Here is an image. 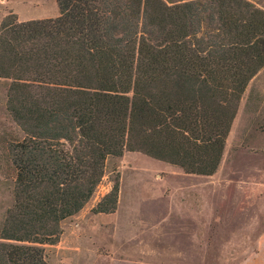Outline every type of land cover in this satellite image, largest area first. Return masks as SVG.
Returning <instances> with one entry per match:
<instances>
[{
    "label": "trees",
    "instance_id": "16d2710c",
    "mask_svg": "<svg viewBox=\"0 0 264 264\" xmlns=\"http://www.w3.org/2000/svg\"><path fill=\"white\" fill-rule=\"evenodd\" d=\"M57 16L0 21L11 205L0 264L43 246L124 151L212 176L239 100L264 66V11L245 0H56ZM117 182L91 209L113 212Z\"/></svg>",
    "mask_w": 264,
    "mask_h": 264
},
{
    "label": "rangeland",
    "instance_id": "374dc122",
    "mask_svg": "<svg viewBox=\"0 0 264 264\" xmlns=\"http://www.w3.org/2000/svg\"><path fill=\"white\" fill-rule=\"evenodd\" d=\"M168 4L195 0H162ZM264 11V0H245ZM57 16L56 0H0V21ZM0 80V142L19 136L4 111ZM0 225L11 205L12 171L1 153ZM117 182L113 212L91 209ZM264 226V66L248 82L227 134L217 171L208 177L124 151L107 158L91 197L59 224L43 246L47 264H238ZM247 240V245H241Z\"/></svg>",
    "mask_w": 264,
    "mask_h": 264
},
{
    "label": "crops",
    "instance_id": "0c3cea01",
    "mask_svg": "<svg viewBox=\"0 0 264 264\" xmlns=\"http://www.w3.org/2000/svg\"><path fill=\"white\" fill-rule=\"evenodd\" d=\"M247 240L241 245H247ZM238 264H264V226L259 228L253 239V249L245 252L239 259Z\"/></svg>",
    "mask_w": 264,
    "mask_h": 264
}]
</instances>
